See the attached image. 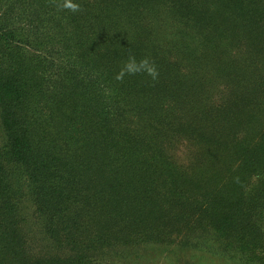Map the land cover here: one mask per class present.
Listing matches in <instances>:
<instances>
[{"label":"trees","instance_id":"16d2710c","mask_svg":"<svg viewBox=\"0 0 264 264\" xmlns=\"http://www.w3.org/2000/svg\"><path fill=\"white\" fill-rule=\"evenodd\" d=\"M0 114V264H264V0H0Z\"/></svg>","mask_w":264,"mask_h":264},{"label":"rangeland","instance_id":"374dc122","mask_svg":"<svg viewBox=\"0 0 264 264\" xmlns=\"http://www.w3.org/2000/svg\"><path fill=\"white\" fill-rule=\"evenodd\" d=\"M1 129L2 125L0 124V136ZM19 179L20 178H16L18 190L21 195L19 207L26 221L25 231L28 236L29 246L32 252H46L51 248L49 239L42 232L34 217L26 183H23V181ZM199 241L200 240L196 241L194 239L190 246H178L171 249H167L168 247L164 246L146 248L134 264H244L236 259H229L227 256L221 254L220 250L216 248L217 245L214 247L207 242V244H199V246L193 247L196 245L195 243ZM106 257L107 255L103 257V261Z\"/></svg>","mask_w":264,"mask_h":264}]
</instances>
